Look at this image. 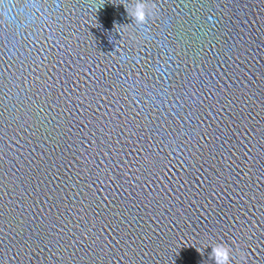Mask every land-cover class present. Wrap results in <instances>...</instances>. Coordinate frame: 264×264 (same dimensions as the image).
Listing matches in <instances>:
<instances>
[{
    "label": "water",
    "instance_id": "95a60500",
    "mask_svg": "<svg viewBox=\"0 0 264 264\" xmlns=\"http://www.w3.org/2000/svg\"><path fill=\"white\" fill-rule=\"evenodd\" d=\"M216 245L264 264V0H0V264Z\"/></svg>",
    "mask_w": 264,
    "mask_h": 264
},
{
    "label": "clouds",
    "instance_id": "9594fccd",
    "mask_svg": "<svg viewBox=\"0 0 264 264\" xmlns=\"http://www.w3.org/2000/svg\"><path fill=\"white\" fill-rule=\"evenodd\" d=\"M139 12V10H138ZM139 18L142 19V16H139ZM218 251H222V255H217V252ZM213 253L215 254L216 256V259H217V264H226L227 260H228V251L226 248H224L222 245H216L214 248H213Z\"/></svg>",
    "mask_w": 264,
    "mask_h": 264
},
{
    "label": "snow or ice",
    "instance_id": "6c2138e0",
    "mask_svg": "<svg viewBox=\"0 0 264 264\" xmlns=\"http://www.w3.org/2000/svg\"><path fill=\"white\" fill-rule=\"evenodd\" d=\"M217 255L219 256V255H222V251H218L217 252Z\"/></svg>",
    "mask_w": 264,
    "mask_h": 264
}]
</instances>
